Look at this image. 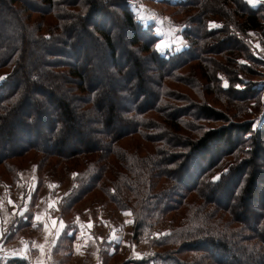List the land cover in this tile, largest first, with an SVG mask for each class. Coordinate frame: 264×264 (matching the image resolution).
<instances>
[{"label": "trees", "instance_id": "16d2710c", "mask_svg": "<svg viewBox=\"0 0 264 264\" xmlns=\"http://www.w3.org/2000/svg\"><path fill=\"white\" fill-rule=\"evenodd\" d=\"M38 1L22 6L30 12L27 20L31 14L55 20L44 27L46 35L36 23L22 26L0 0V70L8 71L0 82V166L10 183L18 181L19 170L11 160L40 155L32 163L36 191L53 160L68 179L75 173L76 187L59 204L63 216L98 191L129 214L133 241L151 227H168L169 235L154 244L158 253L135 264H264V123L253 129L207 105L179 108L163 100L164 80L180 77L191 63L206 65L207 55L219 53L206 44L218 37L219 44L228 38L237 47L216 64L228 78L226 88L214 71L206 74L216 94L239 100L260 95L257 83L239 76L251 65L236 64L246 51L235 33L260 28L258 8L245 0L162 1L172 18L184 17L187 44L164 58L155 50L158 37L138 22L130 0ZM212 18L222 25L209 30ZM252 63L259 65L256 58ZM187 117L226 126L199 125L197 133ZM134 137L149 143L143 156L119 145ZM174 149L183 152L170 154ZM241 152L246 161L237 159ZM4 183L0 177V188ZM4 264L28 262L12 258Z\"/></svg>", "mask_w": 264, "mask_h": 264}, {"label": "rangeland", "instance_id": "374dc122", "mask_svg": "<svg viewBox=\"0 0 264 264\" xmlns=\"http://www.w3.org/2000/svg\"><path fill=\"white\" fill-rule=\"evenodd\" d=\"M162 1L164 0H130L129 4L136 15L138 22L143 26L152 27L155 35L158 37V42L155 45L156 52L164 58H169L187 48V44L183 38L185 19L181 15H177L175 19L172 18V10L162 5ZM169 1L175 2L179 0ZM245 1L251 8H258L261 26L257 30L235 32L237 38L240 41H238L240 46H244L243 49L246 51V55H238L239 58L236 59V64L239 67L251 65V71L249 72V74H243L242 72H240L239 76L241 78H246L247 80L249 79L250 81L252 80L251 82L254 84L257 83L262 90L260 95L251 97L250 99L244 98L243 100H239L236 98H232V96L230 95L223 98L216 94L213 87L214 84H210L208 78L206 77V74L208 75V71L210 70L214 71L217 79L221 81V86L226 88L228 86V78L226 74L223 73L218 68V66H216V64L217 62H224L230 49L232 47H237L234 46L233 42L228 38H225L222 43L219 44L218 41L220 37H218L217 39L208 41L206 44V47H208L210 50L214 49V51L219 52L218 54L212 53L210 55H207L205 57L206 65H202L201 63H191L190 65L186 66L181 72L177 73L180 77H173L171 79L164 80L163 90L165 92V97L163 100L165 103L170 104L171 106L174 105L175 107L179 108H183L188 105H192L193 108H201L202 106L207 105L208 107H212L213 109H215V112H217L218 114L225 117L228 116L229 121L233 123L244 124L245 122H251L253 129H257L261 126L262 121H264V0H256L255 3H249L248 0ZM14 2L16 3L14 4ZM23 2H26L28 5L30 4L33 6H36V3L40 4V1L38 0H5V4H7L12 13L16 12V15L18 17L17 20L22 26H24L25 23H29L30 25H35L36 23L37 26H39V34L46 35L44 27L49 24H53L54 26L55 20L50 16L41 17L39 15L32 14L30 15V19L27 20L26 14L30 12H28L27 9L22 6ZM228 8L231 10L232 7L228 5ZM12 24L14 23L12 22ZM221 25L222 22L219 19L212 18L208 21L209 30L218 28ZM1 37L2 36L0 35V39ZM157 45H159V48H157ZM141 56L148 61V54H142ZM32 57H34V55H31V58ZM253 58H256L258 60L259 65L252 63ZM144 68H146L147 70L148 78L150 65H145ZM6 74H8V71L0 70V78H4ZM1 81L2 79H0V82ZM235 87H237L238 89L244 88L239 86L238 84L235 85ZM237 111H239L240 115H237ZM195 115L197 114H194L193 116ZM151 116L155 119L160 118V116L157 114H151ZM187 118L188 119L186 120H189L190 123H194L195 126H191V128L196 129V132L200 130L199 125L205 130L219 129L223 126H226V123H224V121H195V119L191 117ZM74 123L76 122L74 121ZM76 127L80 128L78 126ZM147 132L154 135V132L152 130H148ZM85 142L87 141L85 140ZM148 144L149 143H147L146 141L144 142L140 137H134V139L129 138L122 140L119 145L121 146V148L128 150L129 152L135 151L137 149L138 154H142L143 156L144 152H146L147 148H149ZM138 146L140 147V149L138 148ZM144 146L146 149L143 148ZM175 152L182 153L183 151L174 149L170 152V154H175ZM248 158L249 157H247L244 152H241L238 155L237 159L239 161H246ZM39 159H41L40 155H30L28 156V159H15L11 160L10 162L11 164L18 166L19 169L18 189H15V192H13L14 199L12 200L13 204L18 203V201L20 202L19 204H17L20 205L19 210H22L21 207L24 206L26 189L31 190L32 184L35 182L36 177H38L37 170L36 175L35 166L32 163L38 161ZM233 162L234 159H232V161L227 160L226 166L232 165ZM51 163L52 165L49 166L50 169H48V167L47 169H45L50 170V174L45 173L44 180L55 181L57 184L60 182L61 186L58 185V188L64 191H67V189H69V191L71 192L76 187L75 180L73 181L72 178L75 173H73L71 170L72 177L70 176L68 179V174L64 172L65 169L63 165L56 168V165H54L56 163V160L51 161ZM261 163L264 164V161L260 162L259 164ZM262 170L264 171V168H262ZM218 176L219 174H216L213 179L216 180ZM0 177H2V180L4 182L11 184V178L6 173L4 166H0ZM2 187L0 188V196L2 195L1 191L4 190V188ZM53 187V184L49 185L47 192L42 197L36 210V217H39L38 220L36 219V222L42 223L43 226H41L39 232H34V234L30 233V238H26L25 241L21 243L20 247H17L20 248L18 252H20L19 254L21 255H25L24 252L28 254V251L30 250L31 254L37 256L36 262L32 260L31 264H50V257L48 259V250L50 248L51 242L55 237H57L62 229L63 223L58 219V216L56 215V202L59 198V195L62 194V191L54 194V192H52ZM262 187L264 189V185H262ZM50 204L52 205V207H49ZM102 205L104 207L102 210L95 209L93 210L94 212L92 211L89 216L86 214L84 217H78L77 222L78 224L82 225L83 229H85L84 231H87V229L85 228L87 224H92V231L88 230V237L93 238L95 233L104 231L102 227H94V221L98 219L99 222H102V218H104L108 222L107 226L105 227V231L107 234L104 235V239H113V236L122 235V237L124 238V244L126 245L125 247L120 248V258H115L113 261H110L109 264H135V261L133 262V260H140L146 256L158 253L159 249L154 244H157V242L163 240L169 235L170 231L168 227L162 230L156 227H151L143 233L144 235L141 240H138V242L133 241V228L129 214L127 212L117 211L112 205H110V203H108L106 197L101 192L96 191L90 193L82 201L76 204V207H74L73 210H77V214L83 215L88 209H91L92 207L95 208L97 206L101 207ZM255 205L257 206L258 203L256 202ZM1 209L4 210L5 208L0 207V211ZM6 209L7 211L13 210L11 208ZM23 211L24 209L21 212ZM47 213L49 214L47 215ZM60 215L65 218L66 221H70L69 218L71 215L69 216V214H66L63 216L61 212ZM8 221L9 220L6 221V226H3L4 222L2 223L0 219V231H6L4 243L16 237V234L21 235L19 234V232H22L20 230L16 232L17 226L13 225L16 220H14L13 223L10 224H8L10 222ZM53 221L56 222L55 225H53ZM46 222H50L48 224V227L46 226ZM2 232L0 236V246L5 250V245L2 243ZM129 239L130 242L128 241ZM102 246L103 242L98 243L93 238L88 248L85 249L84 258L80 259L78 255H75L67 264H98V255L99 251L101 252L103 250L101 249ZM12 247L16 248L15 246ZM59 249L61 250L62 248L59 247ZM5 254L8 256L11 254L12 256H16V252H14L13 248L9 250V253L8 251H5Z\"/></svg>", "mask_w": 264, "mask_h": 264}, {"label": "crops", "instance_id": "0c3cea01", "mask_svg": "<svg viewBox=\"0 0 264 264\" xmlns=\"http://www.w3.org/2000/svg\"><path fill=\"white\" fill-rule=\"evenodd\" d=\"M35 174H36V168H35ZM37 175V174H36ZM19 179V175H18ZM17 183V184H16ZM15 183V185H11L9 183H4L1 187L4 188L2 192V195L0 196V207H4L5 209H1L0 211V219L3 223V226H6V221L9 220L8 224L13 223L14 220L16 222L13 223L14 226H17V230H20L22 232H19L18 235L16 234V237L10 239L9 241H6L4 243V238L6 231L2 232L0 231V236L2 232V243L5 245V250L1 248L0 246V264H4L6 260L12 259V258H18L23 259L28 262V264L32 263V260L36 262L37 256H34L31 254V251H28V254L24 252L25 255L19 254L18 252L20 250L21 243L25 241L26 238H30V233L39 232L41 229L42 223L36 222V210L37 207L44 196V194L47 192L49 185L53 184V191L54 194L61 192L62 194L59 195V198L56 202V215L58 216V219L63 223V227L60 231V233L57 235V237L54 238V240L51 242L50 248L48 250V259L50 257V264H67L75 255L83 259L85 249L88 248L91 240L93 238L96 242L102 243L103 246L101 249H103L101 252L99 251L98 255V264H109L110 261H113L115 258L119 257V252L121 247H125L126 244H124V238L122 235L113 236V239H104V235L107 234L105 231V227L107 226L108 222L104 218H102V222H99L98 219L94 221V227H102L104 231L95 233L94 237H88V230L92 231V227H88L89 224L86 225L87 231H84L82 225L78 224L77 218L78 217H84L86 214L89 216L90 213H92L93 210L99 209L102 210L104 207L103 205L97 206L95 208L88 209L83 215L77 214V210H73V215L70 216L69 222L66 221L65 218H63L60 215L59 210V204L61 202V199L65 197L70 191L67 189V191H64L60 188H58V184L55 181H45V186L43 189L36 191L38 187V177H36L35 182L31 186V190L26 189L25 194V202L24 206L21 207L22 210H19L20 202L13 204L12 200L14 199L13 192H15V189H18V181ZM14 187V189H13ZM14 191H13V190ZM26 204V205H25ZM6 208H11L13 210L7 211ZM94 212V211H93ZM49 213H47L48 215ZM79 215V216H78ZM17 216V217H15ZM15 217V218H14ZM97 217V216H96ZM44 218V217H43ZM101 221V220H100ZM50 222H46V226L48 227V224ZM92 225V224H91ZM131 226V225H130ZM120 241V242H119ZM130 242V239L128 240ZM63 243V245L61 244ZM129 244V243H128ZM15 246L16 248L12 247ZM65 247L64 249H59V247ZM14 252H16V256L12 254L6 255L5 251H8L12 249ZM107 258V262L103 259V257ZM35 257V258H34ZM139 260V259H136ZM135 261V260H133ZM72 262V261H71Z\"/></svg>", "mask_w": 264, "mask_h": 264}, {"label": "snow or ice", "instance_id": "6c2138e0", "mask_svg": "<svg viewBox=\"0 0 264 264\" xmlns=\"http://www.w3.org/2000/svg\"><path fill=\"white\" fill-rule=\"evenodd\" d=\"M248 2H249V3H255L256 0H248ZM157 48H159V45H157ZM0 79H3V78H0ZM225 86H227V85H225ZM262 123H264V121H262ZM49 207H52V205L50 204ZM36 219L38 220L39 217H36ZM55 223H56V222L53 221V225H55ZM91 226H92L91 224L88 225V227H91ZM62 227H63V225H62Z\"/></svg>", "mask_w": 264, "mask_h": 264}]
</instances>
